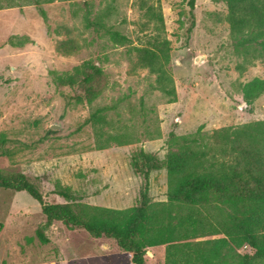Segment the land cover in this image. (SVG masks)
<instances>
[{
  "label": "rangeland",
  "instance_id": "obj_1",
  "mask_svg": "<svg viewBox=\"0 0 264 264\" xmlns=\"http://www.w3.org/2000/svg\"><path fill=\"white\" fill-rule=\"evenodd\" d=\"M0 0V170L24 173L48 203L127 209L140 203L144 167L140 151L165 161L170 133L201 142L222 127L264 121V94L247 104L243 87L264 78V56L232 36L224 0ZM42 11L45 12L44 18ZM89 13L128 38L112 40L105 28L85 26ZM170 42L169 68L177 101L156 87L155 75L137 65L134 47ZM69 41L77 51L58 50ZM104 72L102 93L91 103H68L76 90L56 83L84 61ZM99 121L92 115L105 108ZM57 125L58 129H52ZM57 131L48 135V130ZM44 139V140H42ZM166 168L150 175L153 204L167 201ZM154 208H156L154 206ZM46 222L29 193L0 187V264H132L115 240L94 238ZM147 264H165V246L151 248Z\"/></svg>",
  "mask_w": 264,
  "mask_h": 264
},
{
  "label": "trees",
  "instance_id": "obj_2",
  "mask_svg": "<svg viewBox=\"0 0 264 264\" xmlns=\"http://www.w3.org/2000/svg\"><path fill=\"white\" fill-rule=\"evenodd\" d=\"M232 36L246 50L264 56V0H224ZM195 25L196 0H189ZM44 18L45 12L42 11ZM85 26L105 28L112 40L125 43L128 38L107 28L89 13ZM58 50L77 51L69 41ZM137 65L155 75V83L168 103L177 101V90L169 68L170 42L153 39L147 46L134 47ZM103 70L84 61L66 75H56L58 85L76 90L68 103H91L102 93ZM264 94V78L255 77L243 87L247 104ZM90 118L99 121L101 115ZM57 131L48 130V135ZM202 128L189 136L170 133L165 161L154 153L140 151L144 167L133 157L136 172L143 177L140 203L127 209L76 203L69 188L57 192L68 203H48L39 185L26 174H4L0 187L29 193L41 205L46 222L37 235L49 242L46 229L55 221L67 228L83 229L94 238L116 241L132 264H147L151 248L165 246V264H264V121L238 127H222L210 136L212 143L201 142ZM44 140V139H42ZM166 168L167 201L152 203L150 175ZM154 206L156 208H154Z\"/></svg>",
  "mask_w": 264,
  "mask_h": 264
},
{
  "label": "water",
  "instance_id": "obj_3",
  "mask_svg": "<svg viewBox=\"0 0 264 264\" xmlns=\"http://www.w3.org/2000/svg\"><path fill=\"white\" fill-rule=\"evenodd\" d=\"M51 127H52V129H58L57 125H52Z\"/></svg>",
  "mask_w": 264,
  "mask_h": 264
}]
</instances>
